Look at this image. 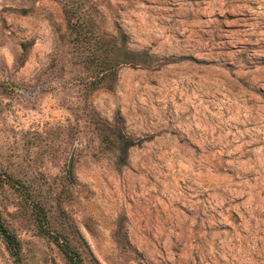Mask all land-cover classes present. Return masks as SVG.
Instances as JSON below:
<instances>
[{"label": "rangeland", "instance_id": "obj_1", "mask_svg": "<svg viewBox=\"0 0 264 264\" xmlns=\"http://www.w3.org/2000/svg\"><path fill=\"white\" fill-rule=\"evenodd\" d=\"M0 264H264V0H0Z\"/></svg>", "mask_w": 264, "mask_h": 264}, {"label": "trees", "instance_id": "obj_2", "mask_svg": "<svg viewBox=\"0 0 264 264\" xmlns=\"http://www.w3.org/2000/svg\"><path fill=\"white\" fill-rule=\"evenodd\" d=\"M3 234V237L5 238V241L7 242V246H8V242H11L13 244V239L10 238V235L8 233H4V231L0 230ZM13 254H14V259L17 260V264H20V262L18 261V258H17V254L15 251H13Z\"/></svg>", "mask_w": 264, "mask_h": 264}]
</instances>
